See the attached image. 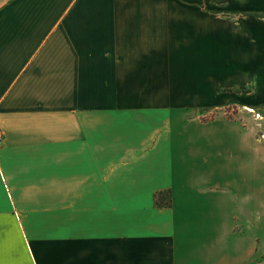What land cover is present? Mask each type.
Masks as SVG:
<instances>
[{
  "label": "crops",
  "instance_id": "obj_1",
  "mask_svg": "<svg viewBox=\"0 0 264 264\" xmlns=\"http://www.w3.org/2000/svg\"><path fill=\"white\" fill-rule=\"evenodd\" d=\"M249 109L264 0H0V264H264Z\"/></svg>",
  "mask_w": 264,
  "mask_h": 264
},
{
  "label": "rangeland",
  "instance_id": "obj_2",
  "mask_svg": "<svg viewBox=\"0 0 264 264\" xmlns=\"http://www.w3.org/2000/svg\"><path fill=\"white\" fill-rule=\"evenodd\" d=\"M227 110H228V111L231 110V106H229V107L227 108ZM249 111H250L251 113L254 114V118H255V119L259 120L258 118H260V117L257 116L259 113L255 112L253 109H249ZM214 112H215V111L208 112V113L201 112V114L204 115V116L210 117V116H213V115H214ZM260 116H262V115H260ZM260 121H262V120H260Z\"/></svg>",
  "mask_w": 264,
  "mask_h": 264
},
{
  "label": "built area",
  "instance_id": "obj_3",
  "mask_svg": "<svg viewBox=\"0 0 264 264\" xmlns=\"http://www.w3.org/2000/svg\"><path fill=\"white\" fill-rule=\"evenodd\" d=\"M258 119L264 121V116H262ZM261 136H262V134H261ZM3 140H4V132H3L2 128L0 127V148L3 145Z\"/></svg>",
  "mask_w": 264,
  "mask_h": 264
},
{
  "label": "trees",
  "instance_id": "obj_4",
  "mask_svg": "<svg viewBox=\"0 0 264 264\" xmlns=\"http://www.w3.org/2000/svg\"><path fill=\"white\" fill-rule=\"evenodd\" d=\"M162 197L161 194L156 195V201H159V198Z\"/></svg>",
  "mask_w": 264,
  "mask_h": 264
},
{
  "label": "bare ground",
  "instance_id": "obj_5",
  "mask_svg": "<svg viewBox=\"0 0 264 264\" xmlns=\"http://www.w3.org/2000/svg\"><path fill=\"white\" fill-rule=\"evenodd\" d=\"M257 116H258V117H262V116H260V114H258Z\"/></svg>",
  "mask_w": 264,
  "mask_h": 264
}]
</instances>
